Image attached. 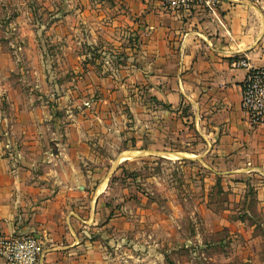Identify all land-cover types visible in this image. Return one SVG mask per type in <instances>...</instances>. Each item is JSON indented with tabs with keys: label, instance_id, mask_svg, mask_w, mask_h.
<instances>
[{
	"label": "crops",
	"instance_id": "crops-1",
	"mask_svg": "<svg viewBox=\"0 0 264 264\" xmlns=\"http://www.w3.org/2000/svg\"><path fill=\"white\" fill-rule=\"evenodd\" d=\"M40 4L54 6L55 38L75 37L71 50L85 44L117 52L102 60L117 70L104 78L114 86L98 99L102 109L88 101L59 109L49 100L60 105L62 96L45 93L25 58V33L17 28L9 47L0 45V236L30 233L41 240L38 264L103 262L95 231L110 221L101 219L109 213L110 175H95L90 165L111 162L99 149H118L123 137L117 163L170 155L252 187L254 202L248 196L244 211L255 215L247 225L237 220L234 245L243 260L264 264V235L256 231L264 225V123L251 124L241 110L245 69L232 64L244 58L264 67V0H220L213 11H166L159 0ZM23 13L12 22L27 20ZM83 63L90 73V61ZM116 96L132 107L131 119L111 109Z\"/></svg>",
	"mask_w": 264,
	"mask_h": 264
},
{
	"label": "rangeland",
	"instance_id": "rangeland-1",
	"mask_svg": "<svg viewBox=\"0 0 264 264\" xmlns=\"http://www.w3.org/2000/svg\"><path fill=\"white\" fill-rule=\"evenodd\" d=\"M53 9L40 0H0V45L9 47L20 28L18 33H25L21 38L30 49L25 58L29 56L31 69L46 83L43 90L62 96L60 105L54 98L49 103L59 109H81L88 101L102 109L106 104L98 99L114 86L104 78L117 70L103 67L102 60H114L118 53L88 50L85 44L71 50L75 37L55 38ZM23 11L29 18L12 22L18 14L23 17ZM86 60L90 73L83 63ZM35 86L32 92L39 93ZM126 101L116 96L110 107L131 119L132 107ZM122 139L117 140L118 149H99L111 162L90 165L95 175H110L109 213L101 218L110 221L101 234L95 231L98 250L105 256L100 264H251L236 253L234 243L240 225L237 220H246L247 225L255 215L244 211L248 196L249 205L254 202L252 187L244 186L243 179L215 175L206 166L170 155L145 154L117 163L114 155L123 149ZM258 227L256 231L264 235V225Z\"/></svg>",
	"mask_w": 264,
	"mask_h": 264
},
{
	"label": "built area",
	"instance_id": "built-area-1",
	"mask_svg": "<svg viewBox=\"0 0 264 264\" xmlns=\"http://www.w3.org/2000/svg\"><path fill=\"white\" fill-rule=\"evenodd\" d=\"M166 11L204 7L213 11L220 0H159ZM245 69L240 82V108L254 125L264 123V67H253L244 58L232 63ZM42 241L30 233L0 236V258L5 264H38Z\"/></svg>",
	"mask_w": 264,
	"mask_h": 264
},
{
	"label": "bare ground",
	"instance_id": "bare-ground-1",
	"mask_svg": "<svg viewBox=\"0 0 264 264\" xmlns=\"http://www.w3.org/2000/svg\"><path fill=\"white\" fill-rule=\"evenodd\" d=\"M130 155H132V154H129V153H123L121 156L126 157V156H130Z\"/></svg>",
	"mask_w": 264,
	"mask_h": 264
}]
</instances>
